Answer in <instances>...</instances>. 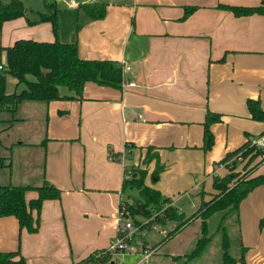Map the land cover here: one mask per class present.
<instances>
[{"label": "crops", "instance_id": "0c3cea01", "mask_svg": "<svg viewBox=\"0 0 264 264\" xmlns=\"http://www.w3.org/2000/svg\"><path fill=\"white\" fill-rule=\"evenodd\" d=\"M19 1L27 14L3 24L1 62L3 49L19 40L76 42L79 58L117 62L122 80L135 85L122 89L87 82L80 99L25 101L13 114L0 113V186L38 188L46 181L60 191V198L45 200L39 213L31 211L38 220L33 234L20 229L13 216L0 218V252L19 251L26 264H78L108 251L119 226L124 171L130 167L145 171V186L159 191L179 213L186 216L183 207L189 205L190 216L201 197L208 201L215 193L213 178L228 173L217 164L249 139L264 137V123L253 121L247 109L252 99L264 111V16L236 17L221 8L256 7L264 0ZM45 1L58 8L56 37L50 23L28 24L45 12ZM93 3L105 6L103 19L79 12L80 5ZM186 7L195 10L184 18ZM123 65L129 71L123 72ZM207 112L220 121L211 124L214 143L204 152ZM259 150L252 176L264 174V145ZM147 153L152 157L143 163ZM111 154H120L121 161ZM37 196L35 190L25 193L27 202ZM217 214L224 232L237 239L245 264H264V185L249 193L237 212L207 220L211 239L194 259L187 256L201 236L198 218L167 240L157 236L172 233L175 222L157 224L160 231L153 223L141 224L129 253L113 254V260L135 264L141 250L154 249L148 264H209L202 258L220 241L216 261L225 264L222 230H209ZM192 225L199 236L186 252L183 234Z\"/></svg>", "mask_w": 264, "mask_h": 264}, {"label": "trees", "instance_id": "16d2710c", "mask_svg": "<svg viewBox=\"0 0 264 264\" xmlns=\"http://www.w3.org/2000/svg\"><path fill=\"white\" fill-rule=\"evenodd\" d=\"M230 11L236 17L253 14L264 16V1L256 7L221 6ZM79 12L90 20H101L105 16V6L102 4H87L78 7ZM195 10V7H186L184 18ZM58 8L54 2L45 1V12L39 13L36 21H28L29 25L38 23H50L54 36H57ZM27 10L19 0H11L9 3L0 1V32L5 22L20 17H25ZM81 24L78 23L76 33ZM4 62L0 61V113L13 114L19 104L25 101L45 102L57 100L80 99L85 83L94 82L103 86L120 87L121 65L109 60H83L79 58L77 43H61L57 39L54 42H36L32 40H19L13 46L3 49ZM8 78L15 79L14 90L7 92ZM19 89V90H18ZM247 109L253 121L264 123V111L258 100H247ZM220 121L218 114L206 113L203 123L204 152L209 151L214 143L213 134L210 131L211 124ZM11 122V121H10ZM260 156V150L251 145L249 139L237 150L228 153L217 165L226 164L228 173L224 177H214L210 200L200 198L196 212L188 217L179 213L178 209L171 207V201L164 198L159 191L151 189L144 184L145 171L134 167L126 168L124 174L128 178L123 179L121 191L136 190L138 198L132 203L128 195L120 203V211L127 217L132 225L143 228L144 220L150 223L162 224L166 220L175 222L176 228L165 237L169 239L180 231L185 225L194 219L201 220V236L196 242L194 250L187 256L188 260L198 257L211 239L208 232L207 220L216 213L226 215L237 212L240 203L257 187L264 185V174L252 176L258 167L255 160ZM148 153L143 161L147 163L150 158ZM240 158V160H238ZM110 159L120 162V154H111ZM242 163V168L237 171V166ZM216 165V166H217ZM9 166V165H7ZM161 167L158 166L152 176L157 178ZM29 190L37 191V198L25 199V193ZM199 193L198 195H200ZM60 191L44 182L41 187L28 186H0V218L13 216L17 219L20 229H25L29 234L37 232L38 220H34L31 211L39 213L45 200H57ZM223 231L222 248L223 262L225 264H245L243 256L233 259L228 254V238L222 228V221L217 230ZM116 264L113 253L98 251L89 255L78 264ZM0 264H26L25 259L16 252H0Z\"/></svg>", "mask_w": 264, "mask_h": 264}, {"label": "rangeland", "instance_id": "374dc122", "mask_svg": "<svg viewBox=\"0 0 264 264\" xmlns=\"http://www.w3.org/2000/svg\"><path fill=\"white\" fill-rule=\"evenodd\" d=\"M28 16H31V15L28 14ZM15 82L16 81L13 78H9L8 79V82H7V92L8 93H12L13 92ZM6 141H7V136H6ZM238 166L241 167L242 166V163L239 164ZM127 195H128V197H129V199L131 200L132 203H135L136 202V200L138 198V194H137V191L136 190H130V189L126 190L124 192V198H126ZM196 198H197V196H195L194 200H197ZM183 210L186 213V217H188L189 216L188 215L189 214L188 212H190V210H191V209H189V205H184ZM219 218H220V215L217 214V215H215L214 217H212L209 220V228H210L209 230L210 231H214L218 227V224L220 223V219ZM222 226L226 227V224L224 225V223H223ZM198 230H199V228H197L196 225H194V226L192 225L183 234V237H185L187 239V246H189V247L186 248V250H187L186 252H190V250L193 248V247L190 248V246L192 244H194L195 241L197 240V238L199 236V231ZM226 231L227 230H225V232ZM166 232H167V229H165V233ZM221 232H222V234H220V239L222 240L223 231H220V233ZM226 233L228 235L227 237H228V241H229V248H228V254H229V256L234 258L237 255V257L240 258L241 256H243L244 252L239 249V247L237 245V239L235 237H232L231 236V231H229V232L227 231ZM166 236H167V234H164L163 236H157V238L158 239H163V238L166 239L165 238ZM217 238L219 240V235L217 236ZM215 243H216V241L213 242V245L210 247V249L208 250L207 254H205L203 256L202 259H204V260H202V263H204L206 260L209 259L208 260L209 261L208 262L209 264H221L219 261H216L217 260V257L221 255V251H220V245L221 244H220V241H219L218 248H217V246H215ZM192 264H199V262H195V263L193 262Z\"/></svg>", "mask_w": 264, "mask_h": 264}, {"label": "built area", "instance_id": "2783aa9c", "mask_svg": "<svg viewBox=\"0 0 264 264\" xmlns=\"http://www.w3.org/2000/svg\"><path fill=\"white\" fill-rule=\"evenodd\" d=\"M1 66H0V70H1ZM122 71H129V67L127 65H123L122 67ZM121 84V88L122 89H126L129 87H134V83L123 78ZM251 145H253L256 148H260L264 145V137H258L256 139H251ZM238 160H240V158H238ZM221 165H225L226 164H221ZM128 178L127 175H125L124 179ZM118 221H119V226L117 228V235L112 243L111 248L107 251V252H111L113 254H116L117 256H124L126 254H128V247L129 244L131 243V241L133 240V238L136 236V234L141 230V228L139 227H135L132 225V222L124 216V214L120 211L119 212V217H118ZM152 221V219L150 220H145L142 225H146V224H150V222ZM152 229L156 230V231H160V227L159 225L153 223L152 224ZM154 249H143L139 252L138 254V260L135 264H148L151 257L154 254ZM120 264V263H117Z\"/></svg>", "mask_w": 264, "mask_h": 264}]
</instances>
